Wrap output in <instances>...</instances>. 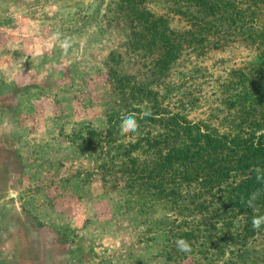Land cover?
Wrapping results in <instances>:
<instances>
[{
  "label": "rangeland",
  "instance_id": "1",
  "mask_svg": "<svg viewBox=\"0 0 264 264\" xmlns=\"http://www.w3.org/2000/svg\"><path fill=\"white\" fill-rule=\"evenodd\" d=\"M110 3L0 0V264L200 261H168L160 238L144 234L162 207L141 206L123 187L105 188L95 157L72 141L81 127L103 128L118 105L107 64L139 79L150 66L127 56L123 28L104 16ZM147 6L159 15L168 10L165 1ZM172 27L187 24L172 15ZM259 61L241 40L187 48L163 85L165 104L225 131L237 108L224 101L243 87L232 74L249 73ZM229 76L225 91L220 84ZM249 249L248 264H264V235ZM229 258L226 249L217 263Z\"/></svg>",
  "mask_w": 264,
  "mask_h": 264
},
{
  "label": "trees",
  "instance_id": "2",
  "mask_svg": "<svg viewBox=\"0 0 264 264\" xmlns=\"http://www.w3.org/2000/svg\"><path fill=\"white\" fill-rule=\"evenodd\" d=\"M163 1L168 10L162 15L147 6ZM110 2L104 16L109 26L116 20L123 28L127 56L150 66L139 79L107 64L118 105L108 111L103 128L81 127L72 141L95 157L105 188L123 187L141 206L162 207L164 215L145 222L150 226L144 234L153 233L151 241L160 238L168 261L193 255L198 264H220L228 249L224 263L248 264L251 241L264 235V225L255 230L251 223L254 215L264 216V0ZM172 15L187 27L174 29ZM217 38L241 40L260 59L252 73L232 74L243 87L224 101L230 110L237 108L225 131L169 109L162 90L187 48L207 49ZM114 55L111 61L118 62L124 52ZM230 81L229 76L220 86L226 91ZM129 114L138 129L121 136V119ZM253 193L257 198L250 208ZM178 239L186 240L191 252L178 251Z\"/></svg>",
  "mask_w": 264,
  "mask_h": 264
},
{
  "label": "clouds",
  "instance_id": "3",
  "mask_svg": "<svg viewBox=\"0 0 264 264\" xmlns=\"http://www.w3.org/2000/svg\"><path fill=\"white\" fill-rule=\"evenodd\" d=\"M148 115V114H146ZM120 135L126 136L129 133L135 132L138 129V123L135 119L134 115L129 114L127 116L122 117L121 123L119 125ZM259 134V133H258ZM259 171V170H257ZM257 198V194L253 193L249 199L247 200V206L250 208H254V201ZM252 227L255 230H259L262 225H264V216H253L252 218ZM177 250L180 252L188 253L191 252L190 244L184 239H178L176 241Z\"/></svg>",
  "mask_w": 264,
  "mask_h": 264
}]
</instances>
